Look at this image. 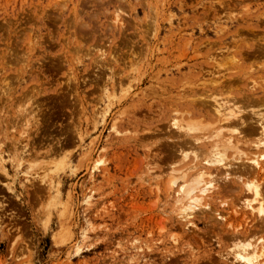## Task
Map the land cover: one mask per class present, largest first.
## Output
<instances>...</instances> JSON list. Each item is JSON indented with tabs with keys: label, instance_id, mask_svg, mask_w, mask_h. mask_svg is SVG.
<instances>
[{
	"label": "rangeland",
	"instance_id": "374dc122",
	"mask_svg": "<svg viewBox=\"0 0 264 264\" xmlns=\"http://www.w3.org/2000/svg\"><path fill=\"white\" fill-rule=\"evenodd\" d=\"M263 21L264 0H0V264H238L264 243L234 183L264 170ZM215 146L237 176L184 223Z\"/></svg>",
	"mask_w": 264,
	"mask_h": 264
},
{
	"label": "bare ground",
	"instance_id": "6f19581e",
	"mask_svg": "<svg viewBox=\"0 0 264 264\" xmlns=\"http://www.w3.org/2000/svg\"><path fill=\"white\" fill-rule=\"evenodd\" d=\"M115 17H118V16L116 15ZM114 21L115 22L117 21L116 18H115ZM247 98H249V97H247ZM251 99H252V97L250 98V100ZM258 100H260V99H258ZM261 102H264V98H261ZM216 106L218 107L216 110H217V114L220 117L221 125L224 124V122H225L226 124L224 126H226V128L228 127L229 130H232L230 128H233L235 131L240 130V131H242V133H244L243 135H247V134L251 135L252 133L253 134L256 133V131H255V129H253V127H249V126L246 125L247 123H245L243 115L239 111L240 109L239 110L238 109L235 110L232 107L227 106L225 104H221V103L216 105ZM259 120H261V119H259ZM244 123H245V126H244ZM262 128H261V130H262ZM263 134H264V132H263ZM217 137H218V133H217ZM259 137H260V135H259ZM230 140L231 139H229V137H228L227 141L229 142ZM227 141H226V143H228ZM259 142H262V143L264 142V136L260 137V141ZM217 144H218V142H217ZM259 144H261V143H259ZM228 145H229V143H228ZM226 148H227V145H226ZM220 149H222V148H220ZM227 149H229V148H227ZM221 152L223 153V151H221ZM221 152L215 146L214 150H212L211 156H208L209 157L208 160L204 161V164L214 166V168H212V169L207 168L204 165H203V167H202V165L201 166L197 165L195 167L192 166V167H194V170H193V168L191 169V170H193V173H192V175L190 177L191 181L189 180L190 181L189 185H192V186H190L191 191L189 190V192L187 193V196L185 197V199L182 198V196H181L180 200L176 199L177 201L179 200L177 202V206L179 205L178 210L180 211V212H178V214H179L178 215V218H179L178 220H181L184 223L192 224L195 214L198 213L197 210H201V214H203L204 212H208L210 209H212V207L210 208V204L208 203V201H206L204 203H202V201H204L206 198H209L211 196L210 194L213 193V191L217 188V186L221 185L222 181H223L222 184L225 185V183L227 184V182H230L229 181L230 178H228V177H231L232 174H234V175L237 174V173H235L232 170V165L230 163L224 162V159L221 157V155H222ZM225 152H226V150H225ZM259 156L263 157L264 155H259ZM184 157H185V155H184ZM249 162H250L251 167H252V168L250 167L251 168L250 172L246 171L245 173L240 174V177H237L238 179L235 178L236 181L234 183L240 182L239 184H240V186L243 187L244 192H245V195L243 197H240L241 199H240V202L238 204L241 203L240 204L241 208L246 210L247 212H249L251 215H255L257 218H260V219L264 220V191H263V182H264L263 171L264 170H263V167L261 166V164L259 163L260 161H258L256 159H249ZM245 164H247V163H245ZM218 169L224 170V172H223L224 178L222 176V180L218 179L219 178L218 176H220L219 174L216 173V172H218L217 171ZM228 169L229 170L231 169V171H229ZM188 171H190L189 168H188ZM182 175H183V173H182ZM235 176H237V175H235ZM181 178H184V177H181ZM220 181H221V183H220ZM172 182H173V180H172ZM224 185H222L223 189H225V187H226V186L224 187ZM228 187H226V188H228ZM232 190L234 191V189H232ZM232 190H227V191L224 190V191H226V192L230 191L231 192ZM186 192H184V193H186ZM226 192H224V194ZM226 195H227V193H226ZM182 199H184V200H182ZM212 212H210V213H212ZM213 215H214V213H213ZM218 215L221 216L220 214H218ZM216 217H217V215H216ZM223 217L224 216H221V219H224ZM218 219H220V218L218 217ZM248 238H245V239L248 240ZM250 242L248 241V243H247V242H241L240 241V242L235 243V246H232V247H234L233 251L231 252V254H232L233 258H234L233 260L238 262V264H264V243L256 241L254 244L252 242L251 245H250Z\"/></svg>",
	"mask_w": 264,
	"mask_h": 264
}]
</instances>
